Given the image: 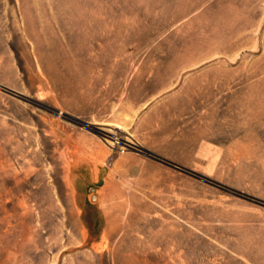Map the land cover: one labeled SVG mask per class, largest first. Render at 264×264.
I'll use <instances>...</instances> for the list:
<instances>
[{
    "label": "rangeland",
    "instance_id": "374dc122",
    "mask_svg": "<svg viewBox=\"0 0 264 264\" xmlns=\"http://www.w3.org/2000/svg\"><path fill=\"white\" fill-rule=\"evenodd\" d=\"M0 264H264V0H0Z\"/></svg>",
    "mask_w": 264,
    "mask_h": 264
}]
</instances>
